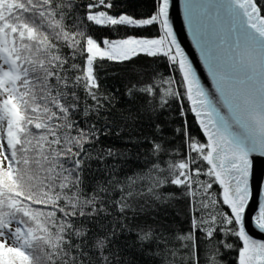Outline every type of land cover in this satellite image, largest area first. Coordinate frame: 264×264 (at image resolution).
<instances>
[{
    "label": "snow or ice",
    "instance_id": "6c2138e0",
    "mask_svg": "<svg viewBox=\"0 0 264 264\" xmlns=\"http://www.w3.org/2000/svg\"><path fill=\"white\" fill-rule=\"evenodd\" d=\"M126 5L137 6L132 0H0V264H111L104 250L115 227L90 235L75 226L80 218L109 214L98 194H82L81 173L89 148L111 130L100 116L110 102L98 93L97 61L140 55L162 59L170 71L138 81L127 94L155 98L149 112L170 100L178 104L185 123L172 131L182 150L147 140L155 159L123 182L115 164L107 166L106 183L120 192L115 207L121 214L132 208L134 188L161 203L175 198L166 188L193 198L200 192L188 229H139L141 255L150 254L144 264H200L201 246L204 264H225L232 252L236 264H264V240L246 227L264 233V182L253 179L254 160L264 157V0H185L214 90L174 30L176 0H151L142 13L116 10ZM97 26L115 38L97 36ZM189 113L204 141L188 132ZM90 115L101 126L81 128L76 118ZM154 127L163 140L161 124ZM116 155L109 148L97 158Z\"/></svg>",
    "mask_w": 264,
    "mask_h": 264
},
{
    "label": "trees",
    "instance_id": "16d2710c",
    "mask_svg": "<svg viewBox=\"0 0 264 264\" xmlns=\"http://www.w3.org/2000/svg\"><path fill=\"white\" fill-rule=\"evenodd\" d=\"M132 2L137 6L129 8L126 5L125 8L116 10L142 13L151 8V0H132ZM145 34L147 35V33ZM96 35L115 38V35L103 26L96 27ZM97 64H100L96 70L100 85L98 93L107 97L110 102L104 104V108L100 110V116L107 117L112 123L111 130L106 135H101L95 145L89 148L90 159L85 161L84 170L81 173L80 189L85 196L98 194L105 201V207L109 214L100 215L92 221L80 218L81 223L75 226L89 229L90 235L92 232L103 235L114 226V235L110 237L108 246L104 250V254L109 257L111 264H144L147 255L150 254L141 255L142 248L138 246L137 241L139 229L151 226L157 232L162 231L166 234L188 229L190 219L195 216L200 192L197 191L196 197L193 198L177 192L175 187L166 188L163 189L164 192H172L176 195L175 198L161 203L153 200L150 193L140 195L134 188L133 196L128 198L132 208L121 214L114 204V201L119 199L120 192L113 190L106 183L112 175L108 172L107 166L115 164L119 169L115 175L123 182L126 176H131L134 172L146 171L150 162L155 159L151 155L147 140L155 139L157 142L163 143L165 149L182 150L180 137L175 135L172 130L181 127L185 123V118L181 116L178 104L171 100L169 101L170 106L166 105L163 110L159 109L157 105V111L149 112L147 105L149 103L156 104L155 98L149 100L146 96L135 92L131 97L127 94V89L131 85L138 81L149 80L152 74L157 71L167 76L170 68L165 67V62L162 59L140 55L130 61L110 62L105 60L102 63L97 61ZM87 103L93 102L88 100ZM76 119L81 121V128H84L86 123L93 122L97 124V127L101 126L94 115H90L86 120L79 116ZM157 123L161 124L163 128V140L159 139L161 133H157L155 130L154 126ZM186 126L190 134L201 141L205 140L191 113L186 116ZM129 140L132 142L129 143ZM85 147L89 146L85 145ZM109 148L115 150L117 153L115 157L106 156L103 161L97 158L106 155V150ZM161 158L168 157L162 154ZM204 179L205 177H200L201 181ZM100 188H107L108 191L100 192ZM190 200H192L191 204ZM89 246L91 247V240ZM176 246L179 247L178 244ZM202 248L203 246H201L200 264H204ZM161 254L163 255V252ZM226 256L225 264H236L235 252L226 253ZM175 259L179 260V255ZM154 264H160V260L157 259Z\"/></svg>",
    "mask_w": 264,
    "mask_h": 264
},
{
    "label": "water",
    "instance_id": "95a60500",
    "mask_svg": "<svg viewBox=\"0 0 264 264\" xmlns=\"http://www.w3.org/2000/svg\"><path fill=\"white\" fill-rule=\"evenodd\" d=\"M198 2L199 0H194V5ZM172 20L174 30L177 32L178 38L181 40L182 47H184L186 52H188L190 59H192L194 65L198 66V70L201 74L202 80L206 78L207 86L210 89L214 90V82L210 74L208 73L207 65L203 60L200 48L196 44L193 32L189 28L188 19L185 14V0H176V7L174 12L172 13ZM196 122L199 126V122L197 119ZM253 179L254 181L264 182V157L256 158L254 160ZM259 199H264V195L260 196ZM252 210L254 212L255 207H253ZM246 227L250 234L254 236V238L264 240V233H260L251 224H248Z\"/></svg>",
    "mask_w": 264,
    "mask_h": 264
},
{
    "label": "rangeland",
    "instance_id": "374dc122",
    "mask_svg": "<svg viewBox=\"0 0 264 264\" xmlns=\"http://www.w3.org/2000/svg\"><path fill=\"white\" fill-rule=\"evenodd\" d=\"M103 47V45H101Z\"/></svg>",
    "mask_w": 264,
    "mask_h": 264
}]
</instances>
